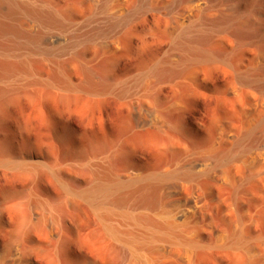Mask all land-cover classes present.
<instances>
[{
    "label": "bare ground",
    "instance_id": "6f19581e",
    "mask_svg": "<svg viewBox=\"0 0 264 264\" xmlns=\"http://www.w3.org/2000/svg\"><path fill=\"white\" fill-rule=\"evenodd\" d=\"M114 1L126 0L95 2L106 12ZM197 1L199 10L204 3ZM108 18L103 27L81 24L79 31L88 30L74 45L117 52L132 15L119 4ZM50 24L64 26L36 1L0 0V99L28 76L30 85L46 88L53 99L116 97L129 103L134 130L169 138L163 151L175 157L150 162L138 155V140L111 144L104 127L85 133L79 146L69 142L62 154L53 150L50 164L30 147L0 159L3 170L33 180L45 168L62 187L68 208L79 211L53 215L39 202L36 210L44 215H15L16 227L0 235V264H264V82L256 68L264 63V50L243 70L233 69L226 57L235 41L255 45L244 33L247 25L232 27L222 18L195 27L171 24L169 47L140 74L114 82L86 72L76 84L61 66L63 53L54 56L43 80L19 60L17 48L37 43ZM218 66L233 79L226 93L240 98L245 88L260 92L257 100L235 107L236 118L172 121L181 110L179 99L162 109L141 104L161 88L189 94Z\"/></svg>",
    "mask_w": 264,
    "mask_h": 264
},
{
    "label": "rangeland",
    "instance_id": "374dc122",
    "mask_svg": "<svg viewBox=\"0 0 264 264\" xmlns=\"http://www.w3.org/2000/svg\"><path fill=\"white\" fill-rule=\"evenodd\" d=\"M33 1L56 12L64 23L63 27L48 25L41 30L37 43L17 48L19 60L23 61L26 71L38 80L48 77L54 56L61 53V66L76 84L85 80L86 72H91L97 80H127L149 68L169 47L168 26L171 24L203 26L218 18L228 20L232 27L245 23L244 33L255 39V45L238 43L240 46L233 42L226 57L236 70L249 66L255 61L256 54L264 50V0H199L204 3L199 10L194 8L197 0H126L112 2L106 12L98 8L97 0ZM119 4L132 15V21L122 33L121 47L117 52L103 53L74 45L88 30L79 31L81 24L86 22L92 27H103L109 15L114 16ZM26 22L31 23L29 20ZM259 28V32L254 34ZM71 55H75L76 59L71 61ZM256 68L258 79L264 82V63L259 68L256 65ZM28 77L18 83L14 93L0 99V159L11 158L30 147L42 156L43 162L50 164L53 150L62 154L69 142H76L79 146L85 133L101 131L104 127L111 144H120L131 137L138 140V155L150 162L175 157L163 151L169 138L134 130L128 102L116 97L90 102L85 94L53 99L46 88L30 85L31 78ZM232 80L231 74H223L218 66L206 76L205 83L196 85L189 94H183L184 89L161 88L141 104L162 109L179 99L181 110L169 118L172 121H209L219 114L236 118L239 107L257 100L260 92L249 87L245 88L240 98L234 97L224 89ZM235 107L238 109L235 110ZM177 152L175 149L174 153ZM39 171L33 180L26 174L0 168V235L5 229L16 227L15 215H34V212L35 215H44L40 209L36 210L40 207L39 202L49 205L53 215L79 213L76 206L68 208L62 187L48 171L45 168ZM58 172L61 177L64 175L61 168Z\"/></svg>",
    "mask_w": 264,
    "mask_h": 264
}]
</instances>
